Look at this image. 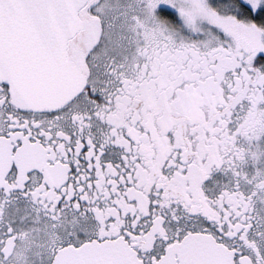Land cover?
<instances>
[{"label": "snow or ice", "instance_id": "6c2138e0", "mask_svg": "<svg viewBox=\"0 0 264 264\" xmlns=\"http://www.w3.org/2000/svg\"><path fill=\"white\" fill-rule=\"evenodd\" d=\"M0 264H264V0H0Z\"/></svg>", "mask_w": 264, "mask_h": 264}]
</instances>
